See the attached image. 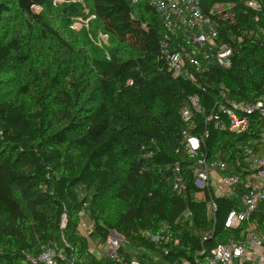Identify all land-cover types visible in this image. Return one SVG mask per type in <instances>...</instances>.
Listing matches in <instances>:
<instances>
[{"label":"trees","instance_id":"trees-1","mask_svg":"<svg viewBox=\"0 0 264 264\" xmlns=\"http://www.w3.org/2000/svg\"><path fill=\"white\" fill-rule=\"evenodd\" d=\"M53 1L0 0V264L206 263L244 224L225 227L239 195L216 197L209 215L195 199L193 170L202 153L237 170L233 160L264 132L257 114L239 134L205 121L218 103L264 94V0L259 11L248 7L253 0H201L208 14L216 4L233 6L235 18L220 30L235 47L230 67L195 80L171 70L162 52L168 31L146 2L85 0L93 28L110 38L101 48L36 11ZM75 9L66 6L63 16ZM193 95L205 111L189 132L209 129L197 156L184 148L181 115ZM175 165L187 184L182 194L168 182ZM113 231L123 237L114 253L92 250Z\"/></svg>","mask_w":264,"mask_h":264},{"label":"built area","instance_id":"built-area-1","mask_svg":"<svg viewBox=\"0 0 264 264\" xmlns=\"http://www.w3.org/2000/svg\"><path fill=\"white\" fill-rule=\"evenodd\" d=\"M132 1H143L153 7L168 34L173 35V44L169 42L170 35L165 36L162 52L176 76L195 80L200 73L212 67L231 66L235 47L231 42L233 37H228V40L222 38L220 26L222 22H232L235 18L232 5L216 4L208 14L204 12L201 0ZM248 7L259 11L262 9V1H250ZM204 111L200 97L193 95L181 113L188 126L183 132L184 148L192 156L200 153L209 135V129H206L203 136H194L189 132V128L195 125L194 114ZM255 114L264 117V94L251 103H218L217 110L207 114L205 121L212 124L215 130L225 127L229 132L239 134L249 129ZM254 144L253 148H244L238 153L237 159L233 160L237 170L220 157L207 158L202 153L197 160L193 177L199 191L195 199L204 200L207 212L214 215L216 197L233 198L239 195L240 208L230 211L225 227L238 229L244 224L240 236L218 243L206 256V263L201 264H264V230L259 222L260 215L264 217V132ZM168 182L173 192H186L187 184L178 165L172 168ZM191 215L192 211H189L183 217Z\"/></svg>","mask_w":264,"mask_h":264},{"label":"rangeland","instance_id":"rangeland-1","mask_svg":"<svg viewBox=\"0 0 264 264\" xmlns=\"http://www.w3.org/2000/svg\"><path fill=\"white\" fill-rule=\"evenodd\" d=\"M70 5H75L76 13L75 15L71 16L70 19H67L65 16H63V14L65 7ZM52 8L53 9L50 10L37 7L36 11L42 13L49 21L53 23L56 22L57 25H60L61 28L64 29V31L70 32V29L74 30L75 33L84 31L88 35L92 36V39L95 41L98 47L104 48L109 46V36L102 32L100 28H93L96 17L89 2L85 0H54ZM93 31L95 32L96 36L93 35ZM82 228L85 232L91 229L90 221L86 216L83 217ZM122 241L123 237L121 238L111 233L108 241L105 244H100L97 246V248L94 246V244H92V250L98 249V255H100L102 252L111 254L114 253Z\"/></svg>","mask_w":264,"mask_h":264},{"label":"water","instance_id":"water-1","mask_svg":"<svg viewBox=\"0 0 264 264\" xmlns=\"http://www.w3.org/2000/svg\"><path fill=\"white\" fill-rule=\"evenodd\" d=\"M112 234H113V235H117V236H119V237L122 238V236H121V235H118L115 231H113Z\"/></svg>","mask_w":264,"mask_h":264}]
</instances>
